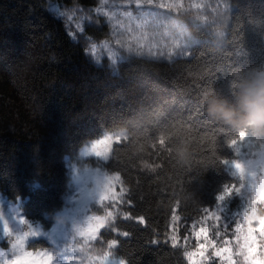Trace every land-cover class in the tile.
I'll use <instances>...</instances> for the list:
<instances>
[{"label":"trees","instance_id":"obj_1","mask_svg":"<svg viewBox=\"0 0 264 264\" xmlns=\"http://www.w3.org/2000/svg\"><path fill=\"white\" fill-rule=\"evenodd\" d=\"M216 1L230 19L221 43L211 34L222 27L217 17L171 10L188 34L186 50L173 33V49L116 65L85 55L109 37L103 19L88 15L74 39L48 10L97 0H0V193L20 201L27 220L50 229L72 192L67 164H89L118 175L125 192L92 250L126 264H188L170 241L174 219L182 234L214 211L236 183L226 166L241 135L264 143V135L210 121L201 103L208 92L232 99L236 83L264 71V0ZM113 132L126 138L107 163H79L84 146Z\"/></svg>","mask_w":264,"mask_h":264},{"label":"rangeland","instance_id":"obj_2","mask_svg":"<svg viewBox=\"0 0 264 264\" xmlns=\"http://www.w3.org/2000/svg\"><path fill=\"white\" fill-rule=\"evenodd\" d=\"M97 3L101 14H97L94 11L96 7L92 5L85 9L57 2L48 4L49 12L64 22L67 30L74 33L71 36L74 39L76 34L82 35L76 25L86 26L90 22L88 15L103 19L108 26L109 37L93 43L97 54L90 56L97 62L108 58L117 65L128 56L155 57L176 46L173 33L185 40L179 46L186 50L188 34L177 24L176 12H195L196 19L202 21L208 18L206 11L211 15L209 17H217L218 25L222 27L211 32L215 34L217 43H221L224 28L230 24L224 3L216 0H97ZM212 3L215 6H210ZM215 7L216 10L212 9ZM69 9L76 10L71 20L68 19ZM193 43L191 41L189 46ZM88 50L91 53L90 46ZM125 138L124 132H113L90 142L79 151V163L92 159L107 163L113 146ZM232 149L235 159L226 167L236 183L220 195L214 211L207 212L182 234L179 232L180 221L175 218L172 223L170 241L183 249L185 256L192 254L191 260L187 259L188 264H245L244 254L240 252L241 236L247 235L249 228L254 230L264 249V233L259 231L264 228V143L244 134ZM67 167L72 192L65 197V208L57 213L55 223L48 230L27 220L20 201H8L0 193V249L5 252L0 256V264L20 254L8 246L4 226L10 228L11 240L25 232L36 233L39 238L28 237L25 250H33L29 247L33 242L46 241L52 256L49 264H126L113 258L109 252L92 250V245L108 228L123 202L125 192L119 176L84 163L80 166L71 162ZM97 208L104 209L105 214H97ZM16 217H19L17 222ZM217 252L219 255L214 254ZM250 264H264V259H253Z\"/></svg>","mask_w":264,"mask_h":264},{"label":"clouds","instance_id":"obj_3","mask_svg":"<svg viewBox=\"0 0 264 264\" xmlns=\"http://www.w3.org/2000/svg\"><path fill=\"white\" fill-rule=\"evenodd\" d=\"M232 99L208 92L202 105L208 119L233 131L264 135V71H257L234 85Z\"/></svg>","mask_w":264,"mask_h":264},{"label":"snow or ice","instance_id":"obj_4","mask_svg":"<svg viewBox=\"0 0 264 264\" xmlns=\"http://www.w3.org/2000/svg\"><path fill=\"white\" fill-rule=\"evenodd\" d=\"M75 9H69L68 19H72V15L75 14ZM97 14H101L102 10L99 7H96L94 10ZM78 31L83 34L86 31V27L80 23L76 25ZM69 36H73L74 33L72 31H68ZM90 40V38H89ZM91 41V40H90ZM91 53L88 49H85V55H96V46L95 44L90 43ZM19 220V217H16V222ZM262 233H264V228L259 229ZM5 240L8 243V246L14 251L20 253L16 255L13 259L7 260L5 259L4 264H49V261L52 259V256L49 255L50 250L47 248H35V250H25L28 246L27 241L28 237L39 238L36 237L35 232H25L23 236H17L14 240L9 239L11 236V230L9 227L3 228ZM240 252L244 254L245 264H250V261L253 259H264V249L261 248L260 241L255 237L254 230L249 228L247 235H242ZM230 251V249L228 250ZM219 255V253H214ZM5 252L0 249V256H4ZM192 254H186V259L191 260ZM223 259V257H222Z\"/></svg>","mask_w":264,"mask_h":264}]
</instances>
